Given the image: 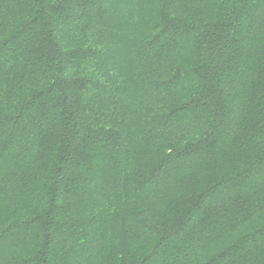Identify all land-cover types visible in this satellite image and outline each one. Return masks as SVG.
<instances>
[{"label":"trees","instance_id":"1","mask_svg":"<svg viewBox=\"0 0 264 264\" xmlns=\"http://www.w3.org/2000/svg\"><path fill=\"white\" fill-rule=\"evenodd\" d=\"M0 264H264V0H0Z\"/></svg>","mask_w":264,"mask_h":264}]
</instances>
